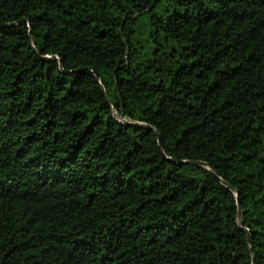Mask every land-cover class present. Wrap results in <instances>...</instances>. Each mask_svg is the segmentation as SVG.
<instances>
[{
    "label": "trees",
    "instance_id": "trees-1",
    "mask_svg": "<svg viewBox=\"0 0 264 264\" xmlns=\"http://www.w3.org/2000/svg\"><path fill=\"white\" fill-rule=\"evenodd\" d=\"M252 259L264 0H0V264Z\"/></svg>",
    "mask_w": 264,
    "mask_h": 264
},
{
    "label": "water",
    "instance_id": "water-1",
    "mask_svg": "<svg viewBox=\"0 0 264 264\" xmlns=\"http://www.w3.org/2000/svg\"><path fill=\"white\" fill-rule=\"evenodd\" d=\"M30 36V34H29ZM107 100V98H106ZM158 142H159V138H158ZM181 163H184V164H193V165H200V166H205L206 164L203 163V162H198V161H182ZM231 190L232 188L229 187ZM241 214H242V206L240 204V201L237 199V216H238V219L240 220L241 219ZM252 264H254V260L252 259Z\"/></svg>",
    "mask_w": 264,
    "mask_h": 264
}]
</instances>
